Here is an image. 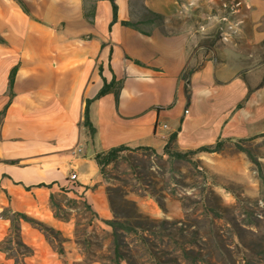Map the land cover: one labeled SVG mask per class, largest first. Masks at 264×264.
Returning <instances> with one entry per match:
<instances>
[{"label":"crops","instance_id":"1","mask_svg":"<svg viewBox=\"0 0 264 264\" xmlns=\"http://www.w3.org/2000/svg\"><path fill=\"white\" fill-rule=\"evenodd\" d=\"M21 1L25 8L0 0V264H127L108 223L120 220L113 184L94 155L118 145L161 154L173 132L180 151L264 133V62L249 65L235 47L216 64L202 59V46L174 24L177 0H115V22L110 2L95 0L92 23L83 0ZM111 80L118 97L90 102V137L85 101ZM223 150L196 156L213 172L247 167L240 151ZM124 198L141 217H179L174 199L131 190Z\"/></svg>","mask_w":264,"mask_h":264},{"label":"rangeland","instance_id":"2","mask_svg":"<svg viewBox=\"0 0 264 264\" xmlns=\"http://www.w3.org/2000/svg\"><path fill=\"white\" fill-rule=\"evenodd\" d=\"M94 1L83 0L87 7ZM177 1L174 24L190 34L194 49L202 46V59L216 64L222 50L235 47L241 56L250 55L249 65L264 62V0ZM223 149L224 157L240 151V164L247 167L235 174L213 172L196 155L190 156L194 164L146 149L124 150L108 164L112 208L133 229H118L127 264H264V133L224 141ZM220 161L212 157L208 163L218 169ZM129 190L145 191L161 204L174 199L171 209L179 217L163 227L153 221L158 219L139 216L124 198Z\"/></svg>","mask_w":264,"mask_h":264},{"label":"trees","instance_id":"3","mask_svg":"<svg viewBox=\"0 0 264 264\" xmlns=\"http://www.w3.org/2000/svg\"><path fill=\"white\" fill-rule=\"evenodd\" d=\"M111 4V9H112V22H115L117 19V6L115 4V0H108ZM17 2H19V4L24 7V4L21 0H17ZM94 10H95V5L94 3H92L91 5H89V7H87L85 5V3L83 2V16L85 17V19L89 22L92 23V19L94 16ZM156 17H159V15H155ZM121 23L123 25H128V26H132L137 28V24L131 21H121ZM16 71V67H14L9 75V87L11 89L12 84H13V77H14V73ZM120 87V83H116L114 80H111L109 83H107L106 81L103 82L102 87L99 89V91L96 93V95L92 98V99H86L85 101V107H84V112H83V119L81 121V126L85 129L86 133L88 136L93 137L94 133H95V128L93 127V125L91 124L90 120H89V104L90 102L95 99V98H99L100 96L106 94L107 92L110 91H114V95H115V99H117L118 97V90ZM6 107V106H5ZM5 108H3L2 111H0V118L4 113ZM176 133L173 132L169 135L166 144L164 145L163 148V152L162 154L167 155L169 158H176V159H188L189 161H191L192 163H197V161H193L192 158H190V156L196 155L200 152H208V153H212V152H220L223 149V143L224 141L222 140H217L216 142H214L213 144H206V145H202L199 146L195 149H190L187 151H180L174 148L173 146V142L175 139ZM237 149H239L240 151H244L247 152L246 149L241 146L240 144H236L235 145ZM129 147L125 146V145H118L115 147H111L106 151H102L99 153H96L94 155V158L99 166V170L101 172V174H103L106 177V167L108 166V164H110L111 162H113L114 160H116L119 157V154L124 151V150H128ZM138 149H146L151 151L152 153L158 154L156 153L154 150L149 149L147 147H139ZM248 154V153H247ZM248 157L250 159L251 162L255 163L258 165L257 160L252 157L250 154H248ZM157 202H159V204H161V202L159 200H157ZM23 218L28 219L26 216L21 215ZM149 219V218H146ZM156 221L158 223H160L161 225H164L167 223V219H159V220H153ZM34 222V221H33ZM37 225H39L42 229L47 230V228L45 226H43L40 223L34 222ZM108 223L111 225V227L113 228L112 231V235L114 238V246H115V253L116 255L118 254V238H119V233H118V229H123L125 231H131L133 230L132 228H130L128 225H126L125 223H122L121 221L115 219V220H110L108 221Z\"/></svg>","mask_w":264,"mask_h":264},{"label":"built area","instance_id":"4","mask_svg":"<svg viewBox=\"0 0 264 264\" xmlns=\"http://www.w3.org/2000/svg\"><path fill=\"white\" fill-rule=\"evenodd\" d=\"M184 112L187 113L188 111L185 110ZM163 126H165V125H163ZM76 177H77V176H76V173H71V174L69 175V179H70V180H75Z\"/></svg>","mask_w":264,"mask_h":264}]
</instances>
